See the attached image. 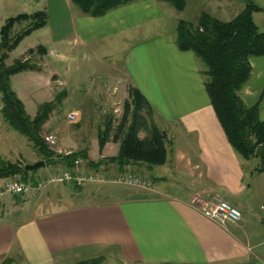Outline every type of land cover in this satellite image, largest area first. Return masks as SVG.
Masks as SVG:
<instances>
[{
  "label": "crops",
  "instance_id": "1",
  "mask_svg": "<svg viewBox=\"0 0 264 264\" xmlns=\"http://www.w3.org/2000/svg\"><path fill=\"white\" fill-rule=\"evenodd\" d=\"M13 2L19 6L13 16L46 14L45 26L35 30L43 34L38 46L46 58L73 42L86 46L129 33L122 39L128 41L133 33L147 32L129 46L122 78L149 103L167 141L165 163L147 170L153 188L84 184L70 194L74 185H65L67 202L30 215L24 212L41 190L5 197L0 264L7 259L9 264H264V173L255 172V159L244 160L229 145L206 94L198 58L179 51L173 34L159 31L165 3L136 0L92 18L73 10L70 0H0V13ZM13 16L0 17V28ZM21 23L29 25L22 21L12 31ZM68 25L72 35L62 34ZM249 61L250 79L240 91L247 107L264 89V57ZM259 118L264 121V96ZM113 145L115 153L108 157L118 152V143ZM54 185L44 193L56 189L57 194ZM215 198L238 208L241 221L218 224L203 216Z\"/></svg>",
  "mask_w": 264,
  "mask_h": 264
},
{
  "label": "trees",
  "instance_id": "2",
  "mask_svg": "<svg viewBox=\"0 0 264 264\" xmlns=\"http://www.w3.org/2000/svg\"><path fill=\"white\" fill-rule=\"evenodd\" d=\"M133 1L70 0L83 15L92 18L103 17L109 11ZM155 1L167 3L177 12H182L186 6L185 0ZM257 12H261V8L254 2H248L229 21H221L205 12L199 14L195 24L179 20L176 24L175 45L179 51L194 53L205 66L202 72L205 91L229 145L244 160H257L254 170L260 174L264 173V121L259 118V109L264 89L250 107L240 97L241 89L250 79V58L264 57V31L259 30L253 20V14ZM22 21H29L28 27L12 35L13 26ZM45 24L46 14L36 12L9 17L0 28V112L5 123L38 150L45 165H61L66 169H73L76 159H82L94 170L108 164H115L118 171L129 166H145L146 170H150L154 166L163 165L166 161V134L153 123L146 127L144 117H151L153 110L140 92L131 86L118 124L112 128L111 121H108L104 124V130L98 132L100 150L108 142L109 133L114 132L113 141L118 143L115 156L102 158L103 160L94 163L88 159L85 150L55 154L47 147L41 132L55 107L54 102L40 104L34 117H30L22 101L12 90L10 77L23 71H32L35 67L28 59L15 61L11 65L5 64L8 53ZM36 51L44 53L45 49L37 46ZM143 126L148 128L149 135L141 139L138 133ZM33 172L35 171H25L24 166L19 164L0 161V178L20 174L25 181L26 176ZM74 187L79 189L81 186ZM9 263L10 260L7 259L2 264ZM78 264L100 263L98 260H91Z\"/></svg>",
  "mask_w": 264,
  "mask_h": 264
},
{
  "label": "rangeland",
  "instance_id": "3",
  "mask_svg": "<svg viewBox=\"0 0 264 264\" xmlns=\"http://www.w3.org/2000/svg\"><path fill=\"white\" fill-rule=\"evenodd\" d=\"M134 1L136 2V0ZM248 2H254L261 8V12L253 14V20L259 30L264 31V0H185L186 6L182 12L175 11L173 7L165 3L161 8L162 20L160 23L158 22L160 24L159 31L165 30L175 36L176 24L179 20L195 24L201 12H205L221 21H229ZM13 3L14 5L2 9L0 17L13 16L18 13V2ZM158 9L160 10V8ZM73 10L77 9L73 7ZM25 27L24 23L16 26L12 31V35ZM69 28V25L65 27V32L62 34L72 35V30ZM128 35L129 33L125 35L113 34L109 38H104L86 46L73 42L68 49L60 50L58 55L50 54L46 58L44 57L45 52L36 51L37 46L42 41L43 34L40 31H35L23 39L18 47L8 54L5 60L6 65L28 59V62L35 67L32 71H23L11 78L12 90L22 99L18 97L22 101L26 113L31 116L34 115L37 107L45 102H54L55 104L41 132V135L48 132L55 134L57 137L55 147L49 148L47 145L55 154L85 150L88 159L96 163L103 160L102 158L115 153L116 147L113 145L115 143L113 141L114 132L112 131L108 136L107 150L104 153L106 156L101 157L103 153L98 148V132L104 130V124L108 121H111L112 128L118 124L123 113V105L128 100V88L130 87L122 78L121 65H123L125 56L130 50L129 46L148 34L147 32L143 35H140L139 32L133 33L131 39L122 41ZM29 49L33 50L29 52ZM198 62L199 66L205 69L199 59ZM1 108L0 95V110ZM72 112L76 114L75 121H69L67 118V115ZM143 121L146 127L153 123L161 130L154 114L151 117L145 116ZM138 135L140 138L148 136V128L143 126ZM0 141V155L3 158L0 161L2 162L23 166V163L27 165L43 161L38 150L25 137L12 130L5 123L1 112ZM257 162L256 160V165ZM61 170H65V168L60 165L47 166V170L42 167L26 176L25 181L31 188L25 194L34 190H41L37 194H43L40 196L33 195V200L28 207L29 212H24V215L53 209L57 207V203L60 205L67 202L70 196L69 193H76V190H78L76 188H71L69 193L64 191L63 186L65 184L54 185L55 188L59 189L57 194H54L56 189L45 194L44 191L49 186L45 187L46 189H37L36 179L47 176L51 171ZM79 172L86 175L89 173H102L106 174L111 180L118 179L123 174H130L145 183L146 188H153L155 185V180L150 178L147 170L143 167L129 166L123 168V171H118L115 164H108L94 170L90 169L87 163L83 161ZM23 196L24 194L13 197Z\"/></svg>",
  "mask_w": 264,
  "mask_h": 264
},
{
  "label": "built area",
  "instance_id": "4",
  "mask_svg": "<svg viewBox=\"0 0 264 264\" xmlns=\"http://www.w3.org/2000/svg\"><path fill=\"white\" fill-rule=\"evenodd\" d=\"M67 118L69 121H75L76 114L73 112L69 113ZM43 141L49 148L57 145V137L53 133H44ZM81 165H83V160L76 159L73 169L70 170L65 168V170L61 171H51L47 176L36 179L35 183L37 189L45 188L53 184L74 185L78 187L84 184L107 183L123 184L140 188H146L147 186L130 174H124L115 180H111L106 174L102 173H89L86 175L79 172ZM30 188L29 184L19 175H13L3 179L0 183V217L2 200L5 197L25 194ZM202 214L207 219L218 224H238L242 219V213L238 208L219 198L213 199V201L202 210Z\"/></svg>",
  "mask_w": 264,
  "mask_h": 264
},
{
  "label": "water",
  "instance_id": "5",
  "mask_svg": "<svg viewBox=\"0 0 264 264\" xmlns=\"http://www.w3.org/2000/svg\"><path fill=\"white\" fill-rule=\"evenodd\" d=\"M44 166L43 161L35 162L33 164H27L24 166V170L27 172L35 171L39 168H42Z\"/></svg>",
  "mask_w": 264,
  "mask_h": 264
}]
</instances>
